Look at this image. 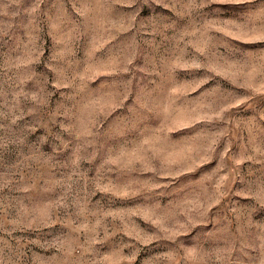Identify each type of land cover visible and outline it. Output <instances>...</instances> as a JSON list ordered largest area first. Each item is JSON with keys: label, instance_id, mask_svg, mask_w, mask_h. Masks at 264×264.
I'll return each mask as SVG.
<instances>
[{"label": "rangeland", "instance_id": "rangeland-1", "mask_svg": "<svg viewBox=\"0 0 264 264\" xmlns=\"http://www.w3.org/2000/svg\"><path fill=\"white\" fill-rule=\"evenodd\" d=\"M0 264H264V0H0Z\"/></svg>", "mask_w": 264, "mask_h": 264}]
</instances>
